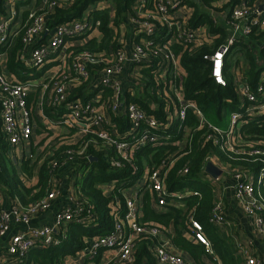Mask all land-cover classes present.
Wrapping results in <instances>:
<instances>
[{"label": "built area", "instance_id": "2783aa9c", "mask_svg": "<svg viewBox=\"0 0 264 264\" xmlns=\"http://www.w3.org/2000/svg\"><path fill=\"white\" fill-rule=\"evenodd\" d=\"M15 1L10 0L9 2L13 5ZM70 1L73 0H52L41 9L30 10L23 26L15 30L12 29V21L16 12L14 8L7 10L0 17V45H7L10 49L18 38L19 32L22 31L23 48L22 51L19 50V57L21 59L22 56L23 63L28 68L43 67L50 60H56L62 64L69 62L70 40H77L78 43L75 46L87 42L88 32L91 31L94 25L89 14H86L82 18L50 26L48 18L51 11L55 7L64 6L63 3ZM2 2L8 3L7 0H2ZM147 3L148 0H134V14L131 16L132 22L141 29L143 39L135 41L130 52L127 53L124 49L118 52L115 62L104 69L100 78V87L103 90H111L114 94L111 103L107 104L104 101L99 104L97 99L83 101L80 98L67 102L70 83L77 84V82L84 81L90 76L88 65L93 63L94 60L86 52L75 56L72 65H69L66 71L51 79L55 89V102L59 105L64 104L66 111L60 122L82 133H96L97 137L103 141V146L96 142L98 149H102L106 155H108L111 148L114 150L115 158L110 157L109 160L116 168H122L124 165L122 160L128 161L131 152L141 146L162 147L171 145V142L165 137L155 132L163 129L164 123L137 103H128L125 107L128 120V130L125 138L121 137L112 128L113 122L110 115L119 110L120 83L118 75L121 74L124 65L127 62L150 65L157 57L159 77L162 78V75H167L171 71L175 75L177 74L178 78L180 76L179 65L173 41L200 47L205 44L206 39L199 33L198 29H190L181 24V20L187 21L189 13H191L184 0H154L155 11L152 12L146 10ZM186 8L188 11L185 12L186 16L182 15L184 11L181 15L175 14L177 11ZM228 20L234 29V35L227 44L218 46L215 52L205 54L203 57L209 64L211 79L222 86L227 85L224 75L225 56L229 52L238 32L248 34L255 27L264 29V0H254L251 5L248 0H239L231 9ZM159 24L165 28L168 27L165 33L168 38H163V41L157 39V34L160 32L157 28ZM4 58L5 53H0L2 132L9 145L21 147L29 143L34 135V125L30 110L27 107L29 91L27 84L14 80L10 74L3 71L2 60ZM240 93L247 107L246 113L233 112L227 129L206 120L202 110L196 104L187 103L182 106L176 118L185 121L186 111L191 109L200 121L199 126L190 131L188 144L190 145L196 130L203 127L205 128L202 134L204 139L218 144L227 156H238L242 148L237 133L242 119L249 116H260L264 113V79L259 82L256 91H253L249 84H242ZM182 95V91L177 90L174 91V97H171L174 101H181ZM255 111L260 114L252 115ZM164 114L166 118H170L173 113L171 110H166ZM87 145L88 142L78 150V153H83ZM246 152L252 158L253 163L258 165V168L256 171L242 168L233 170L236 179L235 196L243 203L246 212L254 217L258 233L264 236V141L257 146H251ZM68 153H74L73 149L68 150ZM46 154L49 155V152ZM169 158L171 156L165 157L159 164L154 165L148 172L147 177H138L136 183L129 190L134 191L137 197L139 196L138 189L149 187L159 208L168 204L170 200H175L176 197H182V194L170 193L168 190L169 168L174 162V159H172L168 165ZM59 173L53 178V187L28 206H23L17 202L9 209L0 208V238L8 233L12 222L22 223L27 228L24 232L14 234L11 237L8 254L12 257L23 260L26 259L32 249L62 244L63 240L67 238L66 230L71 223L78 222L88 226L93 225L90 210H88L87 216H79L84 211L83 206L87 204L88 200L78 185L72 191V205L70 204L69 207L59 210L55 214L53 224L32 225V219L41 212L50 209L59 196L61 192ZM187 173L188 169L186 168L182 174ZM80 175V171L76 172L77 177ZM114 183V181H111L104 186L108 195ZM113 201L114 204H112L113 208L111 210L114 221L113 230L108 234L91 237V240L83 249L68 256V264H80L87 258L97 256L103 249L111 251L103 264H133L136 259L137 244L142 238H150L153 241V255L159 264H188L182 255L173 250L171 242L162 236L163 233L159 226L153 223L139 222V210L134 197H126L123 206L120 204L119 199L113 198ZM209 221L213 224L225 223L226 218L220 203L215 205ZM190 224L195 240L203 244L206 252L214 256L212 243L204 233L203 224L194 218L190 219ZM256 263L257 261L253 257L247 259V264Z\"/></svg>", "mask_w": 264, "mask_h": 264}, {"label": "trees", "instance_id": "16d2710c", "mask_svg": "<svg viewBox=\"0 0 264 264\" xmlns=\"http://www.w3.org/2000/svg\"><path fill=\"white\" fill-rule=\"evenodd\" d=\"M29 1L26 0L24 3H28ZM51 1L49 0L48 3ZM99 1L73 0L63 3L64 6L55 7L48 18L49 25L55 26L62 22L82 18L88 12L94 23H98L97 25L101 32L99 38L93 37L83 44L70 46V65H72L75 56L84 52L88 53L96 62L89 63L88 65L89 78L77 82L76 85L81 88L76 86L73 90L72 86V91H70L72 94L69 93L67 102L77 97H82L84 101L88 100L87 96H83L84 90L90 84L95 71L97 69L104 71V69L115 62L117 53L123 50L122 45L118 42V30L116 26H119L127 13L132 12L131 6L133 0H114L116 11L113 22L109 10L90 9ZM236 1L239 2V0H231V3L227 2L225 8H228V11H230ZM248 1L250 5L254 2V0ZM3 11V7L1 6L0 14ZM204 21L208 23L210 30L213 32L219 28L215 26L211 16L196 12L193 24L205 23ZM161 32L159 34H162ZM21 36L22 31L19 32L18 38L10 49L7 45H0V51L7 50L8 52L7 69L16 73L25 68V64L19 59V50L22 51L23 48ZM139 39L138 37L137 41ZM157 39L159 41L164 40L162 36ZM224 39L225 35L221 38L218 37L213 45H203L200 47L193 46L192 44H183L184 48L180 44V46H176V50L181 51L179 56L183 70L182 83L187 99L192 100L199 108L204 110L214 108L219 118L232 111L243 109L240 94L237 92L238 90L233 83L232 77H229L226 86L215 83L210 77L208 63L203 58L205 54L215 52ZM258 39L263 41L261 58L264 59V29L255 27L248 34L236 37L232 44L233 46L231 45V49L241 47L245 52L244 58L248 66L245 79L253 91H256L260 73L264 70V65L257 63L250 47V43ZM157 67V57H155L153 62L142 70L146 77L145 87L148 97L155 108H151L139 99L138 103L145 106L149 112H152L157 117L164 119L165 111L171 110L174 113L175 110H178L179 103L172 99L169 86L159 80ZM77 88L78 90H76ZM113 95L111 90H106L105 101L107 104L111 103ZM242 100H244L243 97ZM60 106L64 107V104H60ZM186 112V125L197 128L200 121L195 112L190 109H187ZM110 117L119 129H122L124 124L127 125V122L119 120L112 114ZM75 130L77 129H72V132H75ZM204 131L205 128L203 127L197 129L193 134L190 145L185 149H181V151L174 150L176 145L172 143V146L169 145L165 149H159L150 157V146H141L131 152L128 161L122 160L124 164L122 168H116L111 164L109 158L115 156L112 148L109 150L108 155L104 154L102 149H98L96 142L103 146V141L94 132L82 133L80 139L72 143L64 142V140L56 137L52 142L53 144L47 149V152H49L48 157L39 166L40 169L38 168L37 180L35 179L34 182L29 183L27 180L33 177V169L36 165L29 166L25 161V164L21 167L25 173V180L21 178L18 175L15 162L9 157L4 138L0 136V192L16 197L19 203L23 206H28L45 195L47 190L53 187V178L62 169L69 165H76V170L81 169L86 172L83 178L77 181V184L88 200L87 204L83 206L84 211L79 216H87L88 210L92 213L91 222L93 223V227L88 228L87 225L78 222L71 223L66 230L67 238L63 240L62 244L46 247L42 250L32 249L28 253L26 260H20L15 257L16 261H21L20 264H66L64 260L65 256L74 254L76 251L82 249L85 237L108 234L113 230L114 221L111 214L112 204H114L113 197L117 196L122 206L125 204L124 190H127V188L136 183L145 162L148 163L150 159V165H157L165 157L171 156L168 160V165L172 159H174V162L169 168L167 187L170 193L182 194L180 199L183 205H169L163 213H154L148 210L146 218L151 220L149 223L159 226L161 230L170 228L173 225L175 229V235L172 238L174 244L183 250H187L195 260L200 261L202 254H207L204 251L205 246L201 243L199 246H196L185 234L190 219L194 218L203 224L204 233L213 244L215 251L219 254L222 264H238L237 258L234 256L226 237L219 232L215 224L209 221L216 205L214 188L209 182L201 179V174L204 172L207 162L211 160L218 161L221 165L231 169L242 168L247 170L252 167L258 168V165L253 163L252 158L246 154V151L251 146H257L264 141V113L257 117L249 116L242 119L237 133L242 148L238 156H227L224 154L218 144L202 137ZM87 142L88 145L85 151L79 154L78 150L85 146ZM70 149H73L74 153L69 154L68 150ZM186 168L188 169V173L182 174ZM111 181L115 182L111 189L113 195L108 196L104 186ZM178 198L176 197L175 199ZM152 244L153 241L150 238H142L139 241L136 247V259L133 264H159L153 255ZM211 261L212 264H218L215 260Z\"/></svg>", "mask_w": 264, "mask_h": 264}, {"label": "crops", "instance_id": "0c3cea01", "mask_svg": "<svg viewBox=\"0 0 264 264\" xmlns=\"http://www.w3.org/2000/svg\"><path fill=\"white\" fill-rule=\"evenodd\" d=\"M7 1L8 3L1 2L0 7L2 6L4 11L0 14V17L3 14H5L7 10L14 8L16 15L12 21V26H13L12 29L15 30L23 26L30 10H34V9L38 10L43 8L44 6L47 5L49 0H30L28 3H24L26 0H16L13 5L12 3L9 2L10 0ZM184 1L187 8L190 9L191 13H189L190 15L188 16L187 21L181 20V24L183 26H187L190 29L192 28L198 29L199 33L206 38L204 45H213L214 41L218 37L221 38L223 35H225V39L222 41L220 45L228 43L230 38L234 35V29L229 24L228 17H229V13L231 12V9L238 3L237 1H236L237 3L235 2L232 5L230 11H228V8H225V4L227 2L231 3L230 2L231 0H184ZM187 8L185 10L181 9L177 11L175 14L181 15L182 11H184L182 15L186 16L185 12H188ZM90 9L109 10L112 17V22L115 20L116 3L114 2V0H100ZM131 9L132 12L127 13L126 16H124L121 23L119 24V26H116V29L118 30L117 32L118 42L122 45V48L127 53L131 51L138 37H140V40L143 39V37L141 36V29L137 27L131 20V16H133L134 14V0ZM146 10L148 12L155 11L154 0H148V3L146 5ZM196 12H200L203 15L208 14L209 16H211L215 26H218L219 28H217L216 31L213 32L210 30L208 23H206L205 21H204L205 23L200 22L199 24L194 25L193 19ZM86 14H88V12H86L85 15ZM97 24L98 23L96 24L94 23L91 31L88 32L87 41L93 37L99 38L101 36V32ZM157 28L159 29V31H162L161 32L162 34L159 33L157 34V38L160 36H162V38L165 39L166 37L168 38V36H165L168 27L165 28L164 26L159 24ZM240 35L244 36L246 34L242 32H238L236 37ZM170 37H172V35H170ZM70 42H71L70 46L72 45L75 46V44L78 43L76 39H72L70 40ZM262 43L263 41L261 39L253 40L250 43L251 44L250 47L252 48L253 54L259 65H264V59L261 58ZM179 44L180 43L173 41V47L175 49V53L178 58V65H179L178 68H179L180 76L177 78V74L175 75L173 72L169 71L167 75H162L163 76L162 78L159 77V80L161 82H164L167 86H169L172 97H174V91L177 90H181L183 95L181 97V101L177 100V102L179 103L178 110H175L174 113L171 114L170 118H166L165 114H164L165 117L164 119H161L155 115L162 123H164L163 129L156 130L155 132L158 135L165 137L169 142H171L170 146H172V143H174L173 145H176L174 150L181 151V149H185L187 148V146H189L188 142L191 135L190 131H192L193 128L186 125L185 121H180L178 118H176L178 117L177 113L185 104L194 103V102L192 100L187 99L185 90L183 88V83H182L183 70L179 56V54H181V51L176 50V46ZM180 45L182 46V48L185 47L183 44ZM231 47L228 54H226L225 56L224 75L227 83L229 77H232L233 83L236 86V89L238 90L237 92L240 94V99L243 109L238 111L235 110L234 112H240L245 114L247 107L243 102L244 100H242L240 89L242 84L248 82L245 79L247 75L246 72L248 70V66L247 63L245 62V58H244L245 52L242 50V48L234 47L231 49ZM0 53H5V58L4 60H2L3 71L7 74H10L11 78H13L14 80L21 81L27 84L29 91V94L27 96V107L30 110L31 119L34 125V135L29 143L24 144L21 147L9 145L6 142L2 132V120H1L2 115L0 108V136L1 137L3 136L4 138V142L6 143L8 154L10 157H12L13 161L15 162L18 175L24 180H25V176H24L25 173L21 168L22 165L25 164V161L28 163L29 166L33 165L34 163V160H32L33 156L35 155L36 152L39 153V156L37 157L38 159L35 164L36 166L33 169L34 171L33 177L28 178L27 180L28 183L34 182L35 179L37 180L38 178L37 172L39 166L48 157L47 156L48 154H46L48 153L47 149L49 148V146H51V144H53L52 142L56 137H59L60 140H64V142L72 143L78 141L80 139V136L82 135V132H79L77 130H75V132H72L71 128L65 126L60 122L62 120L61 118L62 115L66 111L63 106H60L55 102V98H56L55 89L51 82V79H54L57 74L66 71V68L70 65V61L69 62L67 61L65 64H62L56 60H50L45 66L42 67V69L28 68L25 65L24 68L25 70L22 69L19 70V73H16L13 71H9L7 69L8 67L7 50L0 51ZM22 55L24 54L22 53ZM20 60L23 63L22 56ZM229 62L231 63L230 65ZM207 65L209 66V64ZM148 66L149 64H132L127 62L124 65L121 74L118 75V80L120 83V91L118 94L119 110L118 112L111 114L117 117L119 120H122L123 122H127V125L124 124L122 129H119L113 123L112 128H114L117 131V133L121 135V137L123 138H125L126 130H128L127 127L128 120L126 117L127 115L125 109L128 103H137L140 106H142L140 103H138V99H139L144 104L149 105L151 108H155L154 104L151 103V100L148 97V92L145 87L146 77L142 72V70ZM102 74H103L102 69H97V71H95V73L92 76V80L90 84L87 86V88L84 90V95H83L85 97L87 96L88 100L97 99L99 101V104H102L106 100L105 97L106 89L103 90L99 84ZM263 79H264V70L261 71L260 73L259 82ZM72 86H73V90L76 86L81 88L80 86L71 82L70 91H72ZM76 90H78V88ZM77 98L82 99V97H77ZM196 106L198 105L196 104ZM142 107L147 110L145 106ZM200 109L202 110V108ZM147 111L149 112V110ZM202 112L204 111L202 110ZM257 112L258 111H255L252 115L260 114ZM149 113L153 114L152 112ZM232 113L233 111L229 113L230 120ZM230 120H229V124H230ZM42 132H44L45 136L41 138L40 141H36L35 140L36 133L42 135ZM165 147L167 148V146H162V147L150 146L151 148L150 157H152L159 149H165ZM211 162L216 167L222 170V174L220 175V177L215 179L206 172V166H205L204 172L201 174V179L206 182H209L211 186H213L216 204L217 203L221 204L223 214L226 218L225 223L215 224V225L218 227L219 232H221L226 237L227 241L230 243L231 250L233 251L234 256L237 258L238 264H247V259L249 257L255 258L257 261L256 264H264V236H261L258 233L256 224L254 222V217L246 212V210L243 207V203L240 200H238L235 196L236 179L234 176V171H233L234 169L221 165L218 161L215 160L214 161L211 160ZM153 166L154 165H150V159L148 160V163L145 162L144 168L141 171L139 177H143V176L147 177L148 172L151 170ZM76 169H77L76 165L75 166L69 165L68 167L60 171L59 184L61 186L60 187L61 192L59 196L53 202L50 209L41 212L39 215L35 216L32 219V225L43 226V225L53 224L55 214L59 210L65 207H69L70 204L72 205V200H71L72 191L75 190V186L78 185L77 181L81 180L83 176L86 174V172L84 174L83 170L81 169L76 170ZM256 169L257 168H253V167L250 168V170L252 171H256ZM79 171L81 172V175L77 177L76 172ZM129 189L130 187L127 188V190H124L123 193L124 202L126 197H130V196L134 197L135 203L138 206V210H139L138 219L139 222L141 223H149V221H151L150 219L146 218L148 210L154 213H163L169 205H173V206L183 205L181 199L178 198L175 200H170L168 204L159 208L157 207L156 202L152 197L153 192L150 191L149 187H143L138 189L137 193L139 196L137 197H136V193L134 191L131 192V190ZM110 195H113L112 191H109L108 196ZM113 198L119 199L117 196H114ZM17 200L18 198L16 197H12L3 192H0L1 209H9L10 207H12L14 203L18 202ZM87 227L91 228L93 227V225L91 226L87 225ZM26 229L27 228L25 227L24 224L12 222L11 228L8 231V233L0 238V264H20L21 261H16L17 259L15 257H12L11 255L8 254V247L10 244L11 237L14 234L24 232ZM161 231L163 233L162 236L166 240H169V242H171L173 246V250L176 251L179 255H182L188 264H212L211 260H215L218 264H222V260L219 254L217 253V251H215L213 244L212 247L214 250V256H211L208 252H206V249L204 248V251L207 254L203 253L202 259L200 261H197L187 250H183L174 244L172 240V238L175 235V229L173 225H171L170 228H165L164 230ZM185 234L192 243L196 244V246H199L200 243L194 238L190 222L187 225V230H185ZM90 240L91 237L84 238V247L86 246V244L89 243ZM35 249L42 250L43 248L37 247ZM109 254H111L110 250L108 251L106 249H103L99 252L97 256L93 258H87L85 259L84 262H81L80 264H103L106 262L107 256ZM69 255H73V254H69ZM69 255H66L64 258L65 263L67 262V264H68Z\"/></svg>", "mask_w": 264, "mask_h": 264}, {"label": "rangeland", "instance_id": "374dc122", "mask_svg": "<svg viewBox=\"0 0 264 264\" xmlns=\"http://www.w3.org/2000/svg\"><path fill=\"white\" fill-rule=\"evenodd\" d=\"M42 67V66H41ZM40 67V68H41ZM42 69V68H41ZM40 69V70H41ZM39 70V71H40ZM41 74V73H40ZM46 76V75H45ZM204 112V117L210 121L211 123L215 124V125H218L220 126L221 128H224V129H227L228 128V125H229V114H225L222 118H219L218 117V114L216 112V110L214 108H211V109H207V110H204L202 109ZM45 136L44 132H42V135L41 134H38L36 133V137H35V140L36 141H40L41 138H43ZM38 152L35 153V155L33 156V159L34 160V163L33 164H36V161H37V157L39 156V153L37 154ZM10 157V156H9ZM12 158V157H11Z\"/></svg>", "mask_w": 264, "mask_h": 264}, {"label": "water", "instance_id": "95a60500", "mask_svg": "<svg viewBox=\"0 0 264 264\" xmlns=\"http://www.w3.org/2000/svg\"><path fill=\"white\" fill-rule=\"evenodd\" d=\"M1 2L2 0H0V5H1ZM206 172L215 179L220 177V175L222 174V170L216 167L211 161H209L206 165Z\"/></svg>", "mask_w": 264, "mask_h": 264}]
</instances>
